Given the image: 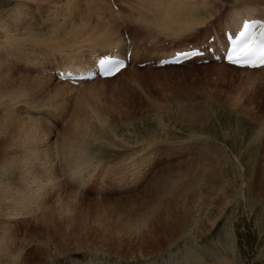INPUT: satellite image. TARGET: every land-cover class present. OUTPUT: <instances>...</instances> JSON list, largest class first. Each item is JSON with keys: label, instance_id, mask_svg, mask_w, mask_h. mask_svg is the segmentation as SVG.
<instances>
[{"label": "rangeland", "instance_id": "374dc122", "mask_svg": "<svg viewBox=\"0 0 264 264\" xmlns=\"http://www.w3.org/2000/svg\"><path fill=\"white\" fill-rule=\"evenodd\" d=\"M135 1L0 0V264H264V71L141 67L179 45L147 23L178 0ZM198 1L216 25L183 44L264 7ZM110 11L138 44L131 67L55 80L108 48Z\"/></svg>", "mask_w": 264, "mask_h": 264}, {"label": "bare ground", "instance_id": "6f19581e", "mask_svg": "<svg viewBox=\"0 0 264 264\" xmlns=\"http://www.w3.org/2000/svg\"><path fill=\"white\" fill-rule=\"evenodd\" d=\"M138 1V2H137ZM190 1V0H189ZM97 2V1H96ZM154 2V1H153ZM173 2V1H172ZM135 3L139 4V5H142L143 3L139 2V0H136ZM155 3V8L156 10L154 11L153 13V16L151 19H149V21H147V23L151 26V27H157L158 28V31L155 32V33H158V34H161L162 36L164 35H169L170 37H172V41L173 39H176L179 43V45H177L174 49H172L169 53H172L176 50H180V49H183L185 46L189 45V44H192L191 42H186L185 44L181 43L180 41L183 39V38H186V37H189V35H195V33H198V35L201 33V35L203 34L202 30L200 29H206L207 33L208 31H210V29H212L211 27H213V25H216L214 22V19L212 20H208L206 19L205 17H203L202 15H200L201 13H204V12H201L202 10L205 9V11L207 12V9H209L208 5L204 2H199L198 0H194L193 2L190 1V4H185V0H178L176 1L175 5L173 7H170L169 4H166V3H160V2H154ZM211 3V2H210ZM97 6H99L100 4L97 2ZM135 4V5H136ZM109 4H107V8H111ZM138 6V5H137ZM136 6V7H137ZM251 6H254L251 4ZM251 6H246L244 8H242L241 11H234L233 13H230L232 15V19L230 20H222V21H218L219 23H217L219 26L216 27V33H213L211 34L208 38L210 39L211 37L215 36L217 38V40H220V35H219V28L223 27L224 23L226 26L223 27V35H225V32L226 30L228 29H237L240 25V23L242 22V19L243 18H263L262 16H260V13L261 12H264V7H262V11H258V10H252V9H249ZM201 7H203V9H200ZM212 6H210L211 8ZM113 8V7H112ZM141 8V7H139ZM153 8V7H152ZM143 9L148 12H152V10L148 9L146 6H143ZM113 10V9H112ZM114 11V10H113ZM209 11V10H208ZM211 11V9H210ZM111 12V15L113 17H116V19H119L120 21L112 24L111 23H108L107 25V29L104 33V38L108 41V48L105 49V50H102L100 52L96 51L94 53H92L90 55V59L88 62H84L83 64L81 63H75L73 65L72 64H65V65H61V66H58L59 68H69V69H76L77 71H81V70H84V69H88V68H91L92 65V60H93V57L96 55V54H104V53H108L111 49L112 51H114L115 49L118 50L119 53L121 54H127L128 52H132V55L134 56L136 50L138 49V44H136L137 42L135 41V37L132 36V42H131V45L129 47H127L125 45V40L122 39L121 37V32L122 31H119V26H123L124 23L126 22V19L124 18V20H121L122 16H120V13L119 15H117L116 13L114 14L112 11ZM142 12V11H141ZM140 12V13H141ZM146 13V12H145ZM198 13V14H196ZM209 13V12H208ZM144 14V13H143ZM205 14V13H204ZM215 14L211 11L210 13V16L211 18L214 16ZM264 19V18H263ZM115 20V18L113 19ZM207 20V21H205ZM117 21V20H116ZM217 21V20H216ZM205 22H207L206 24H204ZM203 24V25H202ZM150 26H145L146 30L150 27ZM227 27V28H226ZM141 29V28H140ZM77 38L80 40L81 37H80V30L78 29L77 30ZM102 34V33H101ZM158 34H155L156 36H158ZM155 35L153 34V36H151L149 34V38L151 39H155ZM199 35V37L201 36ZM160 37V36H159ZM130 39V38H129ZM160 40V39H159ZM145 41V40H144ZM165 41L166 40H163V45H165ZM168 41V40H167ZM166 41V42H167ZM175 41V40H174ZM201 41V40H200ZM127 43V41H126ZM196 43H200V42H196ZM174 44V43H173ZM173 44H170L168 42V45L171 46ZM204 44V43H202ZM175 45V44H174ZM196 45H199V44H196ZM211 46L215 47L214 44H212ZM132 47V48H131ZM144 47H146V44L144 45ZM215 48H218V46H216ZM86 49V48H85ZM84 50V49H83ZM109 50V51H108ZM86 51V50H85ZM84 52V51H82ZM167 53V54H169ZM87 54V53H86ZM165 54V55H167ZM162 55V54H161ZM160 55V56H161ZM164 56V55H163ZM162 56V57H163ZM86 58V57H85ZM161 58V57H160ZM159 58V59H160ZM84 59V58H83ZM158 59V60H159ZM157 60V59H156ZM155 60V61H156ZM157 60V61H158ZM156 61V62H157ZM155 62V63H156ZM194 62H197V60H194L190 63H194ZM183 66V65H182ZM223 66H227L229 67L228 65L224 64ZM170 67H174V66H170ZM177 67V66H176ZM167 68V67H166ZM231 68H234V67H231ZM128 69V68H127ZM162 69V68H161ZM239 69V68H238ZM245 71H248L247 69H244ZM261 70V69H260ZM261 71H264V69H262ZM250 73H253V72H257V71H253V70H250L249 71ZM123 74V71L120 72L115 78H113L114 80L119 78V75ZM113 79H109V80H104L102 82H107V81H111ZM52 80V79H51ZM94 82V81H93ZM66 84H69V83H66ZM83 84V83H82ZM81 85V84H80ZM94 110V109H93ZM87 115V114H86ZM97 116V115H96ZM79 121V119H77ZM75 125H78L75 123ZM83 125V124H82ZM81 126V125H80ZM86 127V126H85ZM29 137V136H28ZM66 141V140H65ZM65 144V143H64ZM67 205V204H66ZM38 206V205H37Z\"/></svg>", "mask_w": 264, "mask_h": 264}, {"label": "snow or ice", "instance_id": "6c2138e0", "mask_svg": "<svg viewBox=\"0 0 264 264\" xmlns=\"http://www.w3.org/2000/svg\"><path fill=\"white\" fill-rule=\"evenodd\" d=\"M250 28V24H244V30L240 32V38L233 42L232 50L229 53L227 59L230 63L235 65L255 67L258 63L259 65L264 66V44L260 46L259 57L256 60L252 59L255 49L249 43ZM194 54L196 53H183V56L186 58L187 56ZM99 66L101 74L104 76H109L123 66V61L115 62L112 60H101L99 62Z\"/></svg>", "mask_w": 264, "mask_h": 264}]
</instances>
